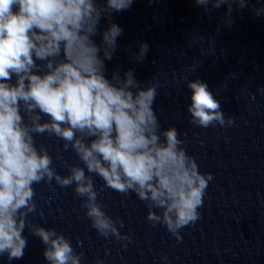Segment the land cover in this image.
I'll list each match as a JSON object with an SVG mask.
<instances>
[{
    "label": "clouds",
    "instance_id": "clouds-1",
    "mask_svg": "<svg viewBox=\"0 0 264 264\" xmlns=\"http://www.w3.org/2000/svg\"><path fill=\"white\" fill-rule=\"evenodd\" d=\"M234 2L246 6V0H194L206 14L227 5L229 25ZM133 3L0 0V255L7 254L9 261L23 257L27 228L45 245L48 264H81L83 253L65 235L29 220L37 209L33 185L41 182L74 186L92 228L106 239L132 238L121 233L123 222L108 215L98 199L104 188L134 193L148 208L146 219L165 226L178 241L180 230L200 218L212 174L199 171L175 127L161 131L153 109L156 84L142 88L132 69L123 77L119 70L106 77L105 61L113 58L123 29L111 23L100 45L93 39L102 17L110 19ZM254 11L259 16L264 9ZM148 51L149 45L141 43L134 60L142 62ZM186 82L192 125L233 124L207 83ZM44 134L62 140L64 150L74 152L83 167L67 165L68 174H59L47 148L37 146L35 136ZM94 176L104 182L100 189ZM161 259L166 264L167 256Z\"/></svg>",
    "mask_w": 264,
    "mask_h": 264
},
{
    "label": "water",
    "instance_id": "water-1",
    "mask_svg": "<svg viewBox=\"0 0 264 264\" xmlns=\"http://www.w3.org/2000/svg\"><path fill=\"white\" fill-rule=\"evenodd\" d=\"M96 3L104 6L106 0ZM232 7L230 25L227 5L206 14L194 0H134L127 11L102 17L93 37L97 45L111 23L123 29L113 58L105 61L106 77L116 70L123 77L132 69L142 88L156 84L153 109L161 131L175 127L199 171L213 179L199 220L180 230L179 241L165 226L146 219L148 208L134 193L104 188L98 197L107 214L123 222L121 233L132 238L125 242L106 239L92 228L74 186L61 188L54 180L33 185L37 209L29 220L65 235L83 253L81 264L97 259L103 264H165L162 256L166 264H264V11L259 16L254 11L264 9V0ZM141 43L149 51L136 62ZM187 79L207 83L233 124L192 125ZM15 80L13 75L11 83ZM35 139L38 147L47 148L59 174H68L67 165L83 167L74 152L64 150L62 140L48 134ZM93 179L100 189L104 182ZM23 235L28 239L23 257L9 261L7 254L0 255V264H48L40 238L27 228Z\"/></svg>",
    "mask_w": 264,
    "mask_h": 264
}]
</instances>
